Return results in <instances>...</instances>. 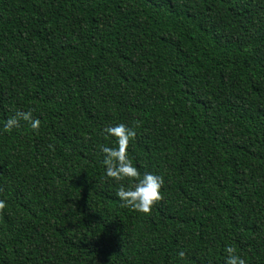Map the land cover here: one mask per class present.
Instances as JSON below:
<instances>
[{
	"label": "trees",
	"instance_id": "16d2710c",
	"mask_svg": "<svg viewBox=\"0 0 264 264\" xmlns=\"http://www.w3.org/2000/svg\"><path fill=\"white\" fill-rule=\"evenodd\" d=\"M120 123L150 215L106 175ZM0 199V264H264V0H0Z\"/></svg>",
	"mask_w": 264,
	"mask_h": 264
},
{
	"label": "clouds",
	"instance_id": "9594fccd",
	"mask_svg": "<svg viewBox=\"0 0 264 264\" xmlns=\"http://www.w3.org/2000/svg\"><path fill=\"white\" fill-rule=\"evenodd\" d=\"M21 121L27 122L31 129L38 133L41 121L33 117L32 110H18L15 114L7 119L4 124V131L10 132L13 128L21 127ZM139 126V122H136ZM109 136L115 137L117 147L100 146L104 154L103 164L106 169L107 177L117 181H128V185L120 184L116 196L121 201V207H127L133 211L144 214H151L153 208L163 200L162 186L163 177L153 173H143L133 165L128 155L129 144L135 139L137 133L135 128L128 127L120 123L115 126H109L104 130ZM50 147H52L50 145ZM6 208V202L0 199V215ZM225 264H246V261L236 252V249L229 245L225 248ZM181 259H184L186 253H178Z\"/></svg>",
	"mask_w": 264,
	"mask_h": 264
}]
</instances>
